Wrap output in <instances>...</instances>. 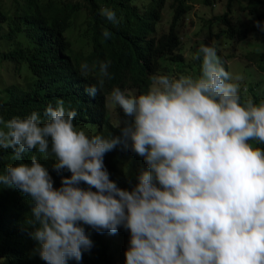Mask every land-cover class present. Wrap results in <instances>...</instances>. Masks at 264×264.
I'll use <instances>...</instances> for the list:
<instances>
[{"label": "clouds", "instance_id": "obj_1", "mask_svg": "<svg viewBox=\"0 0 264 264\" xmlns=\"http://www.w3.org/2000/svg\"><path fill=\"white\" fill-rule=\"evenodd\" d=\"M198 3L0 0V64L10 73L0 98L29 91L36 67L56 79L41 106L32 103L13 115L0 108V166H7L0 185L30 197V236L45 264H79L93 247L85 226L110 234L127 230L125 264H264V101L241 104L239 89L258 80H239L232 64L242 58L243 43L227 44L212 32L253 3ZM19 4L25 7L15 12ZM263 5L261 0L257 13ZM200 8L206 11L197 15ZM55 17L63 29L51 27ZM261 18L254 25L264 32ZM183 19L196 26V38L187 44ZM170 36L177 44L151 53ZM125 40L145 48L135 61L123 56L119 65H134L136 76L121 84L110 56L125 49ZM75 45L80 48L72 51ZM257 62L248 57L260 79L264 69ZM22 64L30 79L17 75ZM64 76L60 95L53 86ZM79 85L99 103L90 117L93 130L78 116ZM11 103L23 108L16 97ZM104 112L111 125L121 126L119 135L103 133ZM120 149L143 161L138 168L132 158L117 163L111 180L104 156L111 152L112 163ZM38 155L54 158L60 187ZM128 163L132 181L120 183L118 174Z\"/></svg>", "mask_w": 264, "mask_h": 264}, {"label": "trees", "instance_id": "obj_2", "mask_svg": "<svg viewBox=\"0 0 264 264\" xmlns=\"http://www.w3.org/2000/svg\"><path fill=\"white\" fill-rule=\"evenodd\" d=\"M198 4L203 7L204 3L210 2V0H198ZM252 4L249 6V12L241 15L233 23H226L225 25L215 27L213 34L218 38L224 40L223 42L227 44H232V40L242 42V47L245 49V53L242 55V59L248 63V57L258 60L261 69H264L263 58H264V32L258 30L255 25V18H261L264 15V5L257 9L261 3V0H249ZM150 14V13H149ZM203 14V8L198 9L197 15ZM250 15L249 19L248 18ZM241 18L246 19L241 22ZM261 23H264V16L260 19ZM139 23H143V18H139ZM204 24V23H203ZM209 30L212 23H205ZM51 27L53 29H63L64 23L55 17L51 20ZM136 34V31H134ZM135 36H133L134 38ZM135 41L125 40L122 43L125 49L119 51L116 54L110 56L111 67L116 69V67L121 63V60L125 54H128L131 59L135 61L136 57L145 48L143 45H139ZM177 39L174 36H170L166 39L159 40L157 45L152 46L151 53L155 54L164 45L177 44ZM78 57H74V61L77 62ZM119 75L121 77V84L133 81L136 73L134 65H119L117 68ZM36 78L32 83L29 91L22 92L21 94H16L11 97H16L20 99L23 103V108L14 107L11 103V97L6 99L5 97L0 98V108L6 113V115L20 114L22 110L29 107L30 104L34 103L37 106L44 104V101L49 95L48 87L50 84L54 83L56 79L51 78L49 71L43 67H36L34 69ZM62 82L54 85L53 88L60 91V95H64V84L67 77L64 76L58 79ZM264 84V77H261L254 84H248L246 87H241L239 89V96L241 104H245L248 100H252L253 103L259 104L264 101V90L262 85ZM78 86V116L80 120L88 121L87 123H81L89 130L94 129V123H91L90 117L98 109L99 103L97 99H91L81 87ZM101 119L105 123L104 134L110 135V138L114 135H119L121 126L114 127L108 115L104 112L101 114ZM264 148V144H261ZM110 153L104 156V164L110 173V179L112 180V174L115 169H117V163H122L126 159L132 158L134 162V167L138 168L139 162L143 161L141 157L137 156V159L130 154L133 152L130 150L120 149L117 154H115V159L110 162ZM3 155L8 156L7 151L3 152ZM39 162L48 168L50 175L54 181V187H60L61 177L57 175L52 169V164L54 163V158L45 159L42 155L36 156ZM21 163V162H18ZM7 166H0V174H3ZM134 174V172L132 171ZM65 176L70 175L69 172L65 171L62 173ZM81 187H87L81 184ZM1 198L3 202L0 203V264H45V261L40 259L38 253L36 252L37 243L34 241L30 233L34 231L35 225L32 223L31 208L33 203L27 195L21 193L18 189L14 187H7L0 185ZM94 190V189H93ZM16 221V223H15ZM86 228V234L90 236L93 241V247L89 252H85L83 259L79 264H116V259L121 260L125 264V251L129 246L130 234L127 230L121 227L117 233L110 234L108 232H96L91 228ZM103 233V234H102ZM122 250V252H120ZM69 264H77L76 261H69Z\"/></svg>", "mask_w": 264, "mask_h": 264}, {"label": "rangeland", "instance_id": "obj_3", "mask_svg": "<svg viewBox=\"0 0 264 264\" xmlns=\"http://www.w3.org/2000/svg\"><path fill=\"white\" fill-rule=\"evenodd\" d=\"M25 7V5L23 4H19V5H15V12H20L22 11V9ZM198 4L195 6V8H198ZM206 11V8L203 9V12ZM182 23V31H186V35H185V39H183V44H187L190 43L193 38H196L193 34L194 29L196 28V26L193 25V23H191L188 20L183 19L181 21ZM205 30V29H202ZM201 30V31H202ZM64 35L66 37V39L68 40V36H69V32H64ZM83 40V39H82ZM83 42H85L83 40ZM80 48V45H75V46H71L72 51H75L76 49ZM245 53V51H243ZM240 52H237L236 54H239ZM256 59V58H255ZM251 62L252 59L250 58ZM1 63V60H0ZM234 68L238 71V76H239V80H243L248 78V81L246 82V84H248L249 82H251L252 79H256L259 80V73H255L252 65L248 64L244 58H236L234 59V61L232 62ZM253 64V63H252ZM20 75L22 77H28L30 79V73L27 70V67L22 64V68L20 70V72H17V75ZM7 77H10V73L8 72V69L6 66H1L0 64V85L3 84V82L6 81ZM237 83V82H234ZM114 111V107H110L108 108V113L111 115ZM117 122V121H116ZM132 166L131 163H128L126 165L123 166V168L121 169V171L118 174V178L120 179V183L126 182V181H132L131 176H130V172H131ZM1 262V260H0Z\"/></svg>", "mask_w": 264, "mask_h": 264}]
</instances>
